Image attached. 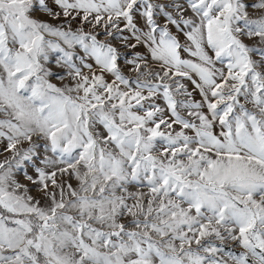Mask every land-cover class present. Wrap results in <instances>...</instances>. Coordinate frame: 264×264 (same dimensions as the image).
I'll return each instance as SVG.
<instances>
[{
  "label": "snow or ice",
  "instance_id": "snow-or-ice-1",
  "mask_svg": "<svg viewBox=\"0 0 264 264\" xmlns=\"http://www.w3.org/2000/svg\"><path fill=\"white\" fill-rule=\"evenodd\" d=\"M0 264H264V0H0Z\"/></svg>",
  "mask_w": 264,
  "mask_h": 264
}]
</instances>
